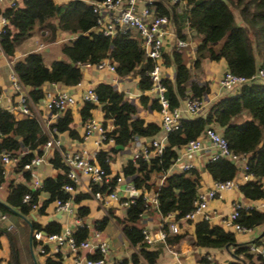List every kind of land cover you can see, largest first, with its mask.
<instances>
[{
  "label": "trees",
  "instance_id": "1",
  "mask_svg": "<svg viewBox=\"0 0 264 264\" xmlns=\"http://www.w3.org/2000/svg\"><path fill=\"white\" fill-rule=\"evenodd\" d=\"M151 8L154 14L165 15L170 19L177 39L186 37L185 29L200 36L194 68H198L205 59H224L227 72L245 77H250L259 70L264 73V0H154ZM235 11L240 23L235 19ZM0 14L7 19L0 35V47L7 57H13L16 47L36 33L50 47L48 51L42 49L26 53L13 64L23 87L29 89L30 101L35 105L45 98L42 90L44 84L76 85L83 76L82 66L93 65L103 59H109L115 64L116 73L120 77H137L140 91L149 90L152 86L149 72L153 63L143 57L141 42L134 31L129 29L113 36L103 35L95 28L96 15L88 2L22 0V6L7 7ZM42 32L45 34L42 35ZM62 33L75 37L68 43L56 44L58 36ZM54 47L65 59H53L47 65L46 56L51 55ZM163 57L165 65L174 68L173 80L163 79L171 107L179 106L186 98H202L207 95L209 88L206 84L191 81V70L181 52L171 49L169 53L163 54ZM94 91L98 103L83 102L80 116L84 123L91 117L92 110L99 107L104 119L112 120L114 128L106 133L105 142L112 138L114 146L108 151H99L96 154V163L110 173L108 161L111 160L112 154L117 153L115 146L129 147L138 138H152L161 131V127L156 123H145L144 119L137 116L139 107L125 98L124 93L113 85L98 83ZM149 100V97L143 94L139 98V105L146 107ZM28 106L31 108L30 103ZM150 107L160 109L155 99L150 101ZM243 113L249 114L250 119L236 121ZM72 121V113L67 109L50 127L55 128L57 133H67L70 138L80 139L78 132L71 128ZM207 128H213L222 134L233 153L246 156L247 171L256 179L239 185L238 189L243 196L249 200L264 198L263 77L233 88L232 94L215 99L200 113L182 117L178 127L167 134L161 154H155L153 149L149 148L147 159L138 157L123 164V176L130 180L136 189L156 193L158 211L162 217L172 214L174 219L179 221L193 209L194 200L201 187L202 171L215 182L236 177L238 167L226 158L208 160L202 169L192 167L188 170L170 171L179 150L189 140L200 137ZM48 138L49 135L34 114L17 116L12 111L0 109V151L19 155V169L34 156L42 154V146ZM49 161L60 172L55 177L44 178L41 187L35 190L26 184L10 181L7 196L9 206L0 205L1 212L17 210L21 215H28L34 209L33 205H37L41 192L47 194V198L39 206L41 211L56 200L70 199L74 203H80L82 199L89 197L87 193L73 195L64 190V185L76 187V184L67 177V169L57 151ZM22 174L26 181L30 180L28 171ZM162 176L163 182L158 184ZM116 177L117 175L112 177L109 182L111 188L115 186ZM4 181L0 166V185ZM92 187L93 192L104 191L106 188L101 183ZM25 194H30L29 202L23 201ZM148 206L142 194L133 198L126 207L122 233L131 246H141L139 253L147 264H155L159 250L146 249L142 228L137 226ZM88 213L87 207L80 206L77 216L85 217ZM108 222V216L95 221V229L103 230ZM236 223L245 228L264 224V212L240 209ZM29 224L31 229L40 228L36 223ZM162 228L168 234V244H176L183 239L182 235L169 234L168 223H163ZM43 229L47 234L59 233L61 226L56 222H49ZM5 232V229L0 228V236ZM88 235L89 229L85 224L75 227L73 237L76 242L86 239ZM191 243L197 247L224 248L234 245L235 237L232 232L221 226H211L207 220H201L195 224ZM233 253L237 257L242 255L243 260H249L247 264H254L247 246H240ZM96 256L97 253L91 257ZM130 260L138 264V255L132 254ZM9 264L19 263L14 258ZM44 264H64V260L60 253H56L49 255ZM118 264H128V259ZM260 264H264V259Z\"/></svg>",
  "mask_w": 264,
  "mask_h": 264
},
{
  "label": "crops",
  "instance_id": "2",
  "mask_svg": "<svg viewBox=\"0 0 264 264\" xmlns=\"http://www.w3.org/2000/svg\"><path fill=\"white\" fill-rule=\"evenodd\" d=\"M56 3H65L69 0H54ZM86 1V0H83ZM10 2H14L18 6H22V0H1L0 1V12L5 8L9 7ZM1 16V14H0ZM1 18V17H0ZM235 19L238 23H240V19L238 17L237 12L235 11ZM169 33L166 35V42L164 45L163 54H167L173 49V46L176 42V36L173 31L172 25L168 27ZM135 33V32H134ZM186 37L190 41V46L188 48L180 51L187 62V66L191 70V81H197L199 84H206L209 88V92L207 93V101L206 106L214 101L215 99L229 95L233 93L232 90L225 89L220 86L219 80L224 72L227 70V65L224 59L220 60H202L200 66L198 68H194L193 63L196 59V47L200 40V36L195 34L188 29H185ZM45 32H42V35ZM136 34V33H135ZM36 37L38 38L35 41V47L32 49L25 48L23 51H18L17 47L13 57H7L5 54L2 55L0 51V105L2 108L11 109L17 116H21L22 113L18 111L19 99L16 101L15 97L17 94H14L9 86L8 74L11 68V65L21 56L26 53L32 51H40L45 49L48 51L50 49L49 46L41 39V37L36 33ZM75 36L62 33L58 36L56 44L68 43L70 40L74 39ZM185 37V38H186ZM28 40V39H27ZM25 42V41H24ZM23 43V42H22ZM21 43V44H22ZM53 44V45H56ZM57 46V45H56ZM53 52L51 55L46 56L47 65L53 59L52 56L59 51L54 47L52 49ZM61 53V52H60ZM52 58V59H51ZM82 79L79 84L73 86H65L61 83H46L42 86V90L44 95L46 92L54 93L58 90H66L72 93L77 102L75 105L69 107L72 113V124L71 128L75 129L80 139L70 138L67 133H58L57 136L61 141L62 149L64 151L75 152L80 149H86L90 153H95L99 151H108L110 148L114 146V143L102 142L100 145L95 144L100 139V134L94 133L87 140L82 138L83 135V122L81 121L80 109L83 105V101L81 100L82 93L85 89L91 87H95L98 83H107L113 85L118 91L124 93L125 98L136 104L138 109L137 116L144 119L145 123H156L161 127V113L160 109H151L150 101L155 99V95L149 90L140 91L138 89L137 77H120L116 72H110L109 70L102 69L98 70L93 66L82 67ZM163 75L164 79L173 80L174 77V68L173 66L165 65L164 57H163ZM25 92L28 93L29 89L24 88ZM146 95L149 97V102L146 107H142L139 105V98L141 95ZM20 98V97H19ZM184 101V100H183ZM181 102V104L183 103ZM30 110L34 115L40 118L42 122V126L44 130H46L43 125L42 118L44 116H48V112L44 109V100L38 104L30 103ZM205 106V107H206ZM204 109V108H203ZM202 111V110H201ZM200 111V112H201ZM199 112V113H200ZM193 116V115H187ZM91 117L95 118L98 121L104 122L109 128H114L112 120H105L103 112L101 109L95 108L92 110ZM163 135L162 130L152 138H138L135 140L129 147H123L122 149H117V153L112 154V158L109 162L110 173L111 175H122V166L123 164L131 159V153L133 152V148L137 145H148V143L153 139H158ZM181 149L179 150L180 154ZM54 150H50L45 155V162L37 165L33 172L28 171L30 173V180L26 181L23 177L22 168L19 169L17 165H7L5 166L6 173H4L5 181L0 185V191L6 189L7 194L6 197H1L0 194V205H8L7 196H8V185L10 181L14 183H23L29 186L31 189L33 188V183L35 180H38L41 184L43 179L46 177L42 176V173L39 170L40 165L46 164L51 165L50 174L47 176L55 177L51 172L52 169H55L50 163L49 159L54 153ZM213 149L210 147L209 143L206 142L205 147L198 151L196 154L190 156H183L181 158V163L191 162L193 167L202 169L203 165L208 161L209 156L212 154ZM124 154L126 156V160L121 162L118 158V155ZM178 154V155H179ZM93 159L96 162V156L93 155ZM181 163L175 162L170 171H180ZM0 166L1 163H0ZM237 166V164H236ZM57 170V169H56ZM240 170V169H239ZM60 172V170H59ZM58 172V173H59ZM241 176L240 173L237 172L235 178ZM163 182V176L160 178L158 184ZM214 181L212 178L205 172H201V187L198 190L205 191L212 187ZM89 178L86 176H80L79 180L76 184V190L74 194L78 193H87L89 197L82 199L80 203H74L71 200L73 205L74 213L72 216H67L64 213H61L56 208L55 201L46 206L43 211L39 210V206L41 203L47 198V194L41 192L37 198V207L34 208L31 213L28 215H21L17 212V210H9L8 212H1L0 209V228L5 229L6 232L2 233L0 236V248L3 247L2 236L6 235L12 243V256L10 254V258L6 257L2 252H0V264H9L13 259V253H17V249L14 246V238L19 234V227L23 228L25 223L27 224L30 230L25 231L28 233V244L29 250L33 259V264H44L46 258L51 254H56L53 252L51 246L48 245L47 250H51L52 252L48 254H43L39 251V243L32 239L31 233L32 230L30 228L29 223H36L40 226V228L44 231L43 227L47 225L49 222H56L60 224L61 229L67 223L71 227H77L80 223L85 224L89 229L88 237H92V235L98 231L100 233V238L105 239L109 245V252L106 257L105 264H118L124 259H128V264H135L130 260L132 254L138 255V264H147L144 258L140 255V247L141 246H131L129 241L125 238L122 233V220L125 217L126 207L121 204V199L126 197H136L140 195V190L135 191L133 193H123V191H119L117 193L118 198L112 200H103L97 201L93 198L92 194L88 189ZM124 184H120V188L122 189ZM37 189V188H36ZM154 192H145L146 197L148 198L149 206L141 215L139 221L141 220L142 224L137 226L147 230L152 236H156V233L159 229L162 228L163 219L157 208L150 202V199L153 198ZM70 200V199H69ZM235 202H239L242 206H252L253 209L264 212V198L258 200H249L243 196V194L239 191L238 188H234L231 190H225L221 193L219 197L209 200L208 207L206 212L209 214V224L211 226L219 225L226 231H230L234 234L235 244L229 247L224 248H214V247H197L194 246L191 241L194 236L195 224L198 221L202 220L201 216L196 217L193 221L179 220L178 221V232L169 234H179L183 236V239L180 240L176 244H168L167 237L165 242L161 240L153 241L152 243H147L143 241L146 245V249L148 251L159 250L158 257L156 259L155 264H202L205 260L206 256H211L214 260L215 264H230L231 262H238L240 264H247L249 260H243V256L240 255L237 257L233 251L236 250L240 246H247L248 253L251 256V261L254 264H260L262 259H264V224L257 225L255 227L250 228L246 231H236L232 228H227L223 225L222 219L225 218L233 209V204ZM80 206H85L89 209V213L85 217H78L77 211ZM108 216L109 222L103 230L95 229L94 223L97 220L102 219L103 217ZM157 216V221H156ZM138 221V222H139ZM167 223L169 221H166ZM165 222V223H166ZM25 232H22L19 239H25ZM45 232V231H44ZM168 235V234H167ZM1 251V250H0ZM3 251V250H2ZM50 252V251H48ZM60 253L63 257L64 264H72L71 253L67 246H62ZM95 254V251L85 250L82 252V256H92ZM262 256V258L260 257ZM15 258L19 264H21V259L19 261L18 255L15 254L13 257Z\"/></svg>",
  "mask_w": 264,
  "mask_h": 264
},
{
  "label": "built area",
  "instance_id": "3",
  "mask_svg": "<svg viewBox=\"0 0 264 264\" xmlns=\"http://www.w3.org/2000/svg\"><path fill=\"white\" fill-rule=\"evenodd\" d=\"M1 1V0H0ZM154 0H101V1H91L86 0L92 5L93 13L96 15V25L97 31L101 32L105 36H113L118 32L125 30H133L138 39L141 42L143 48V57L152 61L153 66L149 72V77L152 82V86L149 89L155 95V98L160 106L161 113V130L163 135L158 139L151 140L148 145L142 147L137 153L131 156V160L134 161L138 157L147 159L149 156V148L153 149L155 154H161L163 147L166 142L167 134L179 125L180 119L185 115H195L199 113L206 106L207 95L202 98H186L183 103L176 107H171L169 99L166 94V87L163 84V51L166 42V35L169 33L168 27L170 24V19L165 15H156L151 8ZM176 2L177 0H172ZM14 2H10L9 7L15 6ZM0 35L4 31L7 24V19L4 16H0ZM185 32V31H184ZM190 46L189 39L178 38L173 46L174 51H182ZM2 55L4 52L0 47ZM86 67L93 66L98 70L106 69L110 72L115 73V64L109 59H103L96 64H86ZM82 66V67H84ZM264 73L262 70L254 73L250 77H245L242 75L233 74L230 72H224L219 80L221 87L232 90L244 83L263 78ZM9 86L14 94H17L19 98L18 111L22 114L33 115L30 110L28 103H31L28 93L25 92L22 83L20 82L17 74L11 65L8 74ZM80 83V82H79ZM77 83V84H79ZM76 84V85H77ZM83 102L89 101L92 103H98V97L94 91V87L87 88L84 90L81 96ZM77 102L75 96L66 91L58 90L54 93L46 92L44 98V109L48 112V116L42 118L43 125L46 128V132L49 135L48 140L42 146V154L34 156L29 162L22 165V169L25 171L33 172V169L45 162V155L50 150L57 151L65 165L67 171V177L77 184L79 177L86 176L89 178L88 189L92 194L93 198L97 201L112 200L117 199V193L123 191V193H133L140 189H136L130 180L126 179L123 174L117 175L116 183L113 188L109 186V182L112 177L116 175H111L102 166L97 164L93 155L96 156L98 152L90 153L86 149H80L75 152L64 151L62 149V144L57 136V131L55 128L50 126L56 121L58 116L62 114L69 107L75 105ZM11 111L8 108H2ZM36 116V115H35ZM42 124L39 117H37ZM113 129L109 128L104 122L98 121L93 117L88 118L83 123V135L82 138L87 140L95 132L100 134V139L95 142V144L100 145L105 142L106 133L111 132ZM108 143H113L112 138H110ZM209 143L210 147L213 149L212 154L209 156L208 160H216L218 158H226L237 164L238 169L241 171V176L221 182L213 183L212 187L200 191L194 200L193 209L188 212L181 220L193 221L196 217L201 216L202 220H209V214L206 212L208 207V202L211 199L219 197L221 193L225 190H231L238 188L241 183L249 180H255L256 177L247 171L246 156L241 154L233 153L227 145L226 139L217 130L213 128H207L205 132L198 138L189 140L180 151V154L176 158L175 162L181 163V158L183 156H190L196 154L198 151L205 147V144ZM20 160L19 155H12L10 152L0 151V163H1V173H6L5 166L7 165H18ZM110 162V161H108ZM193 167L191 162L181 163V170H188ZM97 183L103 184L106 188L104 191H92V186ZM124 184L121 189L120 184ZM41 183L35 180L33 183V188H40ZM64 190L71 194L75 193L76 187L70 184L64 185ZM140 194L143 195L147 204L148 198L145 192L140 190ZM134 197H126L121 199V204L127 207ZM30 194H25L23 197L24 202H29ZM150 202L158 210V203L156 198V193ZM56 208L61 213L67 216H72L74 213L73 205L71 200L55 201ZM37 205H33L36 208ZM252 206L244 207L239 202L233 204L232 211L222 219L223 225L227 228H232L236 231H246L250 228H245L240 224L236 223V219L239 216L240 209H253ZM163 223L168 222V231L170 233L178 232V221L174 219L172 214L162 217ZM163 223L161 226H163ZM167 223V222H166ZM79 225H83L80 223ZM75 228L69 226L67 223L62 227L59 233L47 234L41 229H33L31 237L33 240L39 243V251L43 254L51 253V250H47L48 245L51 246L53 252L57 253L60 251L62 246H67L72 258V264H105L106 257L109 252V245L107 240L100 238V233L96 231L92 237H87L84 240L76 242L73 237ZM143 241L147 243H152L156 240H161L165 242L167 237V232L161 228L157 231L156 236H152L147 230H142ZM85 250L95 251L98 254L96 257H91L89 255L82 256V252ZM50 251V252H48ZM202 264H215L211 256H206Z\"/></svg>",
  "mask_w": 264,
  "mask_h": 264
},
{
  "label": "rangeland",
  "instance_id": "4",
  "mask_svg": "<svg viewBox=\"0 0 264 264\" xmlns=\"http://www.w3.org/2000/svg\"><path fill=\"white\" fill-rule=\"evenodd\" d=\"M38 38L36 37V34H34L33 36H31L28 40H26L25 42H23L22 44H20L17 48L18 51H23L25 48H29V49H32L34 48L35 46V41L37 40ZM221 43V42H220ZM219 43V45H220ZM216 46V48H218V46ZM53 58H56V59H65V57L60 53V51H57L56 54H54V56H52ZM52 59V58H51ZM16 101H18L19 99V96L16 95L15 97ZM246 119H250V116L249 114L247 113H243L240 117L237 118L236 121L238 122H241L243 120H246ZM142 149V145H137L133 148V152L131 153V156L135 153H137L139 150ZM118 158L120 159L121 162H124L126 160V156L124 154H121V155H118ZM39 167V170L40 172L42 173V176L43 177H47L49 174H50V169H51V165H46V164H42ZM59 170L57 169H52V174L54 176H56L58 174ZM238 172L240 173V170L238 169ZM0 194H1V197H6V194H7V191L6 189L4 190H1L0 191ZM156 221H157V216H156ZM142 222L141 220L138 222V225H141ZM30 230L27 226V224L25 223L24 227L23 228H20L18 229L19 231V234L13 239L15 243V247L17 249V253H13V257L16 255H18V258H19V261L21 259V264H33V259H32V256H31V253H30V250L28 249L29 248V244H28V233H26L25 231H28ZM22 232H25V239H19L18 240V237L19 235L22 233ZM2 240H4L3 242V247L2 249L0 248V252H2L4 255H6V257H9L10 258V254L12 256V243L11 241L9 240V238L4 235L2 236ZM3 250V251H2ZM12 257V259L14 260V258ZM12 260V261H13ZM11 261V262H12Z\"/></svg>",
  "mask_w": 264,
  "mask_h": 264
},
{
  "label": "water",
  "instance_id": "5",
  "mask_svg": "<svg viewBox=\"0 0 264 264\" xmlns=\"http://www.w3.org/2000/svg\"><path fill=\"white\" fill-rule=\"evenodd\" d=\"M44 33V32H43ZM117 149H122L123 147L122 146H116Z\"/></svg>",
  "mask_w": 264,
  "mask_h": 264
}]
</instances>
